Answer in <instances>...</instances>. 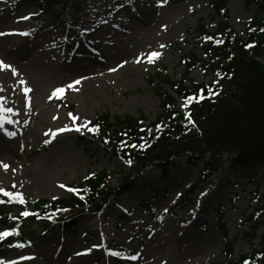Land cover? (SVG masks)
I'll return each instance as SVG.
<instances>
[{
    "label": "rangeland",
    "instance_id": "374dc122",
    "mask_svg": "<svg viewBox=\"0 0 264 264\" xmlns=\"http://www.w3.org/2000/svg\"><path fill=\"white\" fill-rule=\"evenodd\" d=\"M217 1L168 0L161 6L157 0H72L56 9L60 18L55 26L28 0H0V33L17 30L0 54L17 70L16 76L0 70V161L9 165L0 167V187L34 203L68 198L74 192L69 189L102 171L114 173L110 186H119L121 163L87 131L88 125L104 114L112 121L143 116L147 125L155 123L161 84H152V77L178 81L185 73L181 58L186 53L194 50L206 58L195 32L201 20L210 32L218 27ZM227 9L229 24L246 37L245 24L257 8L229 0ZM20 43L34 48L21 56L16 52ZM153 51L160 55L149 62ZM190 78L220 83L222 75L196 67ZM21 79L31 89L29 99ZM76 80L80 83L65 87L62 96L49 99L55 88ZM182 105L178 99L177 108L184 112ZM207 161L182 158L165 175L151 167L104 214L79 217L76 235L69 238L59 228L43 235V223H28L29 243L14 245L0 264H227L250 255L259 249L264 229L253 239L245 218L253 211L252 194H264L263 172H243L228 163L212 183L186 194ZM142 182L143 194L128 199ZM2 198L10 200L0 193ZM121 199V209L112 211ZM153 203L156 209L150 210ZM4 209L13 217L18 213Z\"/></svg>",
    "mask_w": 264,
    "mask_h": 264
},
{
    "label": "trees",
    "instance_id": "16d2710c",
    "mask_svg": "<svg viewBox=\"0 0 264 264\" xmlns=\"http://www.w3.org/2000/svg\"><path fill=\"white\" fill-rule=\"evenodd\" d=\"M71 1L28 0L39 16L47 15L55 26L59 25L60 18L56 9ZM228 1L213 3L216 15L222 19L214 32L207 29L204 20L195 32L206 58L201 59L194 50L186 53L181 58L185 73L178 81L162 74L152 77V84L155 81L161 84L157 88L161 110L155 123L147 125L143 116L117 117L112 121L104 114L88 125V132L89 128L98 127V131L90 132L121 163L119 186H110L114 173L102 171L75 186L76 191L61 200L42 199L21 204L3 198L4 207L18 213L13 217L0 207V231L16 230V234L0 239V260L15 244L30 241L32 232L26 226L28 223L35 226L43 223L44 235L55 228L62 229L67 236L76 234L79 217L103 214L136 186L151 167H157L165 175L179 159L188 158L191 163L208 159L204 169L196 175L190 193L212 183V177L221 173L228 163L243 172L262 170L264 175V31H261L264 29V0H244L246 5L257 8L256 16L245 24L246 37L229 24ZM196 67L222 75L221 82L197 83L190 78L191 70ZM166 86L171 91L166 90ZM209 87L214 94L208 93ZM190 97L194 99H188ZM178 99L184 103V112L177 108ZM254 193L253 211L245 218V224L251 229L252 238L257 239V231L264 229V194ZM25 211L29 215H21ZM228 254L231 256L232 252ZM246 261L247 264H264V233L259 249L254 248L250 255L227 264H245Z\"/></svg>",
    "mask_w": 264,
    "mask_h": 264
},
{
    "label": "snow or ice",
    "instance_id": "6c2138e0",
    "mask_svg": "<svg viewBox=\"0 0 264 264\" xmlns=\"http://www.w3.org/2000/svg\"><path fill=\"white\" fill-rule=\"evenodd\" d=\"M167 2H168V0H157L158 5H161V6L163 4H166ZM22 18L23 19H28L29 17H22ZM261 31H264V29H261ZM21 34L22 35H28V33H26V32L25 33H21ZM0 35H4V33H0ZM161 47H163V45H161ZM248 47H251V45H248ZM159 55H160L159 52H155V51L151 52L150 55H149V57H148L149 62H152V58L158 57ZM2 69H10L11 70V74L13 76H16L17 75V70L12 65L7 64L4 61L0 60V70H2ZM19 83L23 86V91L25 93V98L26 99H29L28 96H27V94H28V92L31 91V89L27 87L26 81H24V80L21 79L19 81ZM79 83H80V81L79 80H76L73 83H70V84H68L66 86L55 88L51 92V94L49 96V99H52L53 97L59 98L64 93L65 87H67V88H73V84H79ZM0 90H2V89H0ZM207 91H208V93L210 95L214 94L211 87L207 88ZM188 99H194V97H190ZM186 103H187V101H185V104ZM182 107H184V105H182ZM8 111H11V109H8ZM68 115L69 116H72V113H68ZM189 120H190V117H189ZM9 123H11V121H9ZM88 130L89 131H98V127L97 128H89ZM76 131H80V128L77 127L76 128ZM7 134L8 135H14V133H7ZM0 167H2L3 169L7 170L9 168V165L7 163H4V162L0 161ZM12 171L14 172L15 169H12ZM13 187H15V185H13ZM61 187H64V186L61 185ZM69 191H75V189H69ZM0 193H3V195L9 197L10 200L18 201L21 204L25 203V201L23 199V196L20 193L8 191V190L4 189L3 187H0ZM0 202H2V201H0ZM165 211H167V209H165ZM21 215L27 216V215H29V213L25 211V212L21 213ZM11 234H16V230L13 229L11 232H8V231H0V239H3L4 237H6L8 235H11ZM111 255L120 256L121 254L119 252H112ZM131 259H133V260L136 259V256H132ZM245 264H247V261L245 262Z\"/></svg>",
    "mask_w": 264,
    "mask_h": 264
},
{
    "label": "bare ground",
    "instance_id": "6f19581e",
    "mask_svg": "<svg viewBox=\"0 0 264 264\" xmlns=\"http://www.w3.org/2000/svg\"><path fill=\"white\" fill-rule=\"evenodd\" d=\"M8 30L9 31L11 30V32H13L14 34L11 33L10 35H0V54L2 52H4L5 43L7 41H9L10 39H15V37H16V31H17L16 27H14L12 29H8ZM67 45H69V44H67ZM33 48H34L33 44L26 46L24 44L21 45V43H20V45H19V47H18L16 52L19 53V55H21V56H25V54L29 53L30 50H32ZM144 182H147V180L145 179ZM144 182H142L140 184V186L138 187L139 190H138V188L133 189V192H131V194L129 195L128 199H130V198L131 199H136L137 197H140L143 194L141 188H142ZM135 195H136V197H134ZM124 202H125L124 199H121V201L118 202L111 210L115 211V210L121 209V204L124 203ZM13 264H15V263H13Z\"/></svg>",
    "mask_w": 264,
    "mask_h": 264
}]
</instances>
